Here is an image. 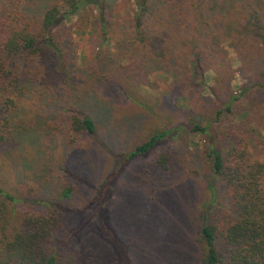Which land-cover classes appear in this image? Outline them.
Wrapping results in <instances>:
<instances>
[{
  "label": "rangeland",
  "instance_id": "rangeland-1",
  "mask_svg": "<svg viewBox=\"0 0 264 264\" xmlns=\"http://www.w3.org/2000/svg\"><path fill=\"white\" fill-rule=\"evenodd\" d=\"M27 1L34 5L27 7ZM52 1L0 0V12L31 11ZM107 2L105 21L94 9L66 20L72 38L67 36L64 58L49 57L56 66L49 85L23 77L18 106L10 115L11 140L0 146V186L15 194L19 184L29 183L43 204L35 207L63 211L67 228L58 241L62 250L79 248L82 262L93 254L97 264H121L120 255L125 264H197L199 228L192 211L202 218L231 212L224 183L208 174L198 154L203 156L211 143L227 154L245 139L255 157H264V45L252 43L247 49L251 62L243 63L226 42L227 65L208 67L204 85L184 75L183 84L175 85L177 71L165 72L154 58L157 49H149L136 34L134 0ZM36 64L22 62L20 68ZM234 95L239 100L227 112ZM78 110L99 128L91 161L47 126ZM192 113L208 116L213 125L206 135L177 134L175 173L153 200L139 181L152 157L126 163L120 154L132 151L158 126L182 124ZM68 188L71 195L65 197ZM25 206L20 204L16 213Z\"/></svg>",
  "mask_w": 264,
  "mask_h": 264
},
{
  "label": "trees",
  "instance_id": "trees-1",
  "mask_svg": "<svg viewBox=\"0 0 264 264\" xmlns=\"http://www.w3.org/2000/svg\"><path fill=\"white\" fill-rule=\"evenodd\" d=\"M134 4L136 34L149 49H157L154 58L162 61L165 72L177 71L175 85L183 84V75L204 85L208 67L227 65L226 42L243 63L250 61L247 49L252 43L264 45V0H134ZM33 5L27 1V7ZM90 9L105 21L108 2L53 0L31 11L0 12V146L11 140L10 115L18 106L23 77L49 85L56 67L49 57L64 58L65 41L67 36L72 38L66 20ZM102 31L105 35L106 29ZM36 61L39 65L20 68L22 62ZM260 75L264 78V67ZM239 97L231 96L227 112ZM61 118L48 122L49 133L60 137L68 148L85 152L86 161H91L97 146L92 140L99 130L97 122L80 110ZM205 118L192 113L182 124L168 121L132 151L120 154L126 163L152 157L149 169L139 174L148 197L157 198L175 173L174 138L184 132L208 134L213 122ZM244 140L233 144L227 154L212 143L203 156L198 154L208 174L224 183L231 212L202 218L192 211V223L199 228L197 264H264V157H255L251 144ZM36 195L29 183L19 184L15 194L0 186V264H97L93 254L82 262L79 248L61 249L58 238L67 228V217L56 207H35L43 206ZM70 195L68 188L64 196ZM20 204L26 206L17 214ZM119 259L125 264L122 255Z\"/></svg>",
  "mask_w": 264,
  "mask_h": 264
}]
</instances>
